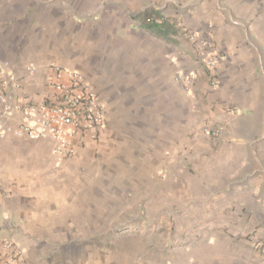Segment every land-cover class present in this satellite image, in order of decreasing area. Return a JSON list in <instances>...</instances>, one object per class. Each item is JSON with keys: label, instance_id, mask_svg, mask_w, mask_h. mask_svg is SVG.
<instances>
[{"label": "crops", "instance_id": "crops-1", "mask_svg": "<svg viewBox=\"0 0 264 264\" xmlns=\"http://www.w3.org/2000/svg\"><path fill=\"white\" fill-rule=\"evenodd\" d=\"M148 8L175 33L147 30ZM0 63L14 103L57 101L58 65L83 74L106 112L97 138L79 133L63 162L49 138L0 135V264H137L111 233L168 190L155 175L190 167L197 192L184 207L208 208L200 214L232 232L258 226L247 241H264V0H0ZM247 256L231 263L262 264Z\"/></svg>", "mask_w": 264, "mask_h": 264}, {"label": "rangeland", "instance_id": "rangeland-1", "mask_svg": "<svg viewBox=\"0 0 264 264\" xmlns=\"http://www.w3.org/2000/svg\"><path fill=\"white\" fill-rule=\"evenodd\" d=\"M187 171V175H179L172 169L171 174L164 172V175L153 177L155 188L160 187L162 179H168V190H155L153 203L145 206L139 202L137 209L132 208L131 214L136 212L137 221L116 226L111 233L112 241L121 255L134 257L137 264H142L138 263L142 260L163 264L167 258L172 263L175 260L187 263L191 256L201 264H217V260L220 264L227 260L232 264L234 261L241 263L249 253L255 263L264 264V241H259L255 247L247 241L257 232L258 226L251 232H232L231 225L220 221L211 223L209 216L206 218L200 214L208 208L184 207L183 201H192L197 192L193 186L196 172L191 167ZM124 178L127 177L122 176ZM138 195L144 200L149 190L145 191L144 186Z\"/></svg>", "mask_w": 264, "mask_h": 264}, {"label": "built area", "instance_id": "built-area-1", "mask_svg": "<svg viewBox=\"0 0 264 264\" xmlns=\"http://www.w3.org/2000/svg\"><path fill=\"white\" fill-rule=\"evenodd\" d=\"M195 38V34L191 35ZM210 74V83L216 87L219 79L216 71L219 57L208 50L203 59ZM56 73L54 87L58 92L57 101L40 103L12 102L9 94L13 77L0 63V135L13 132L33 139L49 138L54 142V153L60 162L74 153V141L79 133L97 138L96 130L106 122V112L101 97L91 83L78 71L52 65ZM195 73L187 74L183 80L187 91L191 88ZM16 113L18 125H5V120ZM222 128L210 130L219 135Z\"/></svg>", "mask_w": 264, "mask_h": 264}, {"label": "trees", "instance_id": "trees-1", "mask_svg": "<svg viewBox=\"0 0 264 264\" xmlns=\"http://www.w3.org/2000/svg\"><path fill=\"white\" fill-rule=\"evenodd\" d=\"M142 25L155 35L175 33V26L165 19L161 12L154 8H148L139 15Z\"/></svg>", "mask_w": 264, "mask_h": 264}]
</instances>
